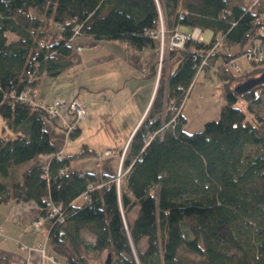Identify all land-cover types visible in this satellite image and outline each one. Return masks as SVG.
<instances>
[{
  "label": "trees",
  "instance_id": "obj_1",
  "mask_svg": "<svg viewBox=\"0 0 264 264\" xmlns=\"http://www.w3.org/2000/svg\"><path fill=\"white\" fill-rule=\"evenodd\" d=\"M257 13L245 0H0V116L14 133L0 136V204L34 203L43 217L47 203L61 207L63 221L44 226L55 263L100 262L106 251L109 264H264V62L239 76L227 68L262 39ZM161 25L167 36L181 27L212 35L163 55L118 185L115 173L72 171L79 154L57 159L54 121L17 95L71 65L83 39L149 49L137 67L156 78ZM199 70H213L223 104L186 133L182 105ZM42 155L45 165L12 172ZM0 264H10L2 253Z\"/></svg>",
  "mask_w": 264,
  "mask_h": 264
},
{
  "label": "rangeland",
  "instance_id": "obj_2",
  "mask_svg": "<svg viewBox=\"0 0 264 264\" xmlns=\"http://www.w3.org/2000/svg\"><path fill=\"white\" fill-rule=\"evenodd\" d=\"M245 1L251 5L254 0ZM180 29L178 30L184 31L183 33L192 31L186 27ZM162 35L163 54L161 56L159 49L156 78L145 77L142 69L137 67L139 60L145 61L148 58L149 49H144L140 54L127 49L126 45L118 42H93L90 39H83L81 44L77 45L83 50L75 52L71 65L60 74L56 76L43 74L35 78L37 82L33 87L35 91L33 92L30 87L27 96H31L32 102L29 103L33 107L40 108V105L49 113L50 111L56 113H50L52 117L46 113L54 121H51L52 123L48 121L46 129L53 137L58 149L61 150L56 156L79 154L70 160L69 169L94 174L115 173L114 181L116 185L119 184L124 175L121 170V160L130 139L128 136L130 131H133L132 127L137 121V125L139 124L149 107L152 98L140 118L153 85L155 92L161 59L166 56L169 49L167 44L171 35L167 36L164 28ZM211 35L210 31L202 32L205 41H209ZM160 36L161 33L159 38ZM237 51L238 48L232 50L233 53ZM227 68L234 75L239 76L253 67L245 57L239 56L232 60ZM238 82H234L232 86L234 87ZM219 86L220 82L213 70L197 72L182 105V115L186 119L183 130L186 133L199 132L205 122L218 118L220 106L223 104V98L218 90ZM75 99L85 109V115L82 118H79L77 113L69 108L70 103ZM77 125L79 130L76 133ZM70 132L74 136L70 137ZM0 136L14 137V133L7 128L1 116ZM82 147H85L89 153H86ZM120 148H123L122 153H118ZM49 158V155H42L30 165L25 163L12 168V172L14 171L17 176L23 169L32 165H45ZM9 212L10 208L7 204H0L1 218L3 213L7 216ZM37 220L36 216L29 224L30 230L26 233L33 234L40 243H35L34 246H32L33 243L21 245L19 251L36 250L40 255V264H59L52 260L47 247L48 233L44 227L46 221H43L41 227L36 229ZM82 237L86 240L93 239L87 232H82ZM106 256L107 252L104 251L100 255V262L90 261L88 264H105Z\"/></svg>",
  "mask_w": 264,
  "mask_h": 264
},
{
  "label": "crops",
  "instance_id": "obj_3",
  "mask_svg": "<svg viewBox=\"0 0 264 264\" xmlns=\"http://www.w3.org/2000/svg\"><path fill=\"white\" fill-rule=\"evenodd\" d=\"M138 53L142 54L141 52ZM138 62L140 63L141 60H139ZM139 63L137 65H139ZM142 72L145 77H150L147 75L145 71L142 70ZM153 92H154V85L152 86L149 97L145 103L144 110L140 114V118L145 112L149 104V101L152 98ZM140 118L138 120H140ZM137 122L134 125V127H132L133 128L132 130H134V128L136 127ZM131 132L132 131H130L128 139L131 136ZM120 149H118V153ZM62 154H63V150H62ZM32 162L33 161L28 162L29 165L32 164ZM7 205L10 208L9 214L6 216L3 213L2 218H1L2 215L0 214V253L8 257L10 264H40V255L38 251L36 250H30L28 252L19 251L20 250L19 246L21 245L33 243L32 246H34L35 243L37 244L40 243L37 239H35L33 234L29 235L26 233L27 231L30 230L29 224L37 216L38 213L37 207L35 206V204H29V203L13 204L12 202H9L7 203ZM8 220L10 221L8 222ZM8 223L11 224L8 225Z\"/></svg>",
  "mask_w": 264,
  "mask_h": 264
},
{
  "label": "built area",
  "instance_id": "obj_4",
  "mask_svg": "<svg viewBox=\"0 0 264 264\" xmlns=\"http://www.w3.org/2000/svg\"><path fill=\"white\" fill-rule=\"evenodd\" d=\"M257 4L258 6V13L255 17V24L259 26L263 37L262 39H254L252 41L247 42L246 44H244L242 46V48L240 49V56L245 57L248 61H250L251 63H262L264 62V0H254L253 3H251V6ZM161 33V36L159 38V34ZM156 35H154L155 38H157L159 40V49H160V54L162 56L163 54V28L161 26V30L159 31ZM77 33V30L76 32ZM188 39H193V40H202L203 36H202V32L199 29H193L190 33H183L181 31L178 30V28H175V30H173V32L171 33V36L169 38L168 41V48H175V49H181L185 43L186 40ZM77 51H81L83 48L81 46H77L76 47ZM204 64V62H203ZM28 89L26 88L23 91H21L18 95H17V99L21 102H32V99L27 96L28 95ZM33 92L35 91L34 88ZM79 101L77 99L72 100V102L69 105V108L72 109V111H75L77 113V116L80 118L84 117L85 115V109L83 108V106H81L79 103ZM39 107L41 108V106L39 105ZM42 110H44L49 116L52 117L51 114H56L50 111V113L41 108ZM55 116V115H54ZM57 159H62L61 154L56 156ZM63 170H60L59 173H62ZM83 199L86 198V195L83 194ZM47 217H43V216H37L38 220L35 223V228L39 229V227H41L43 221H48V220H54L55 218L57 219L56 222H62L63 221V216H61V207L58 205H53L51 203H47ZM42 253H44V251H42Z\"/></svg>",
  "mask_w": 264,
  "mask_h": 264
},
{
  "label": "water",
  "instance_id": "obj_5",
  "mask_svg": "<svg viewBox=\"0 0 264 264\" xmlns=\"http://www.w3.org/2000/svg\"><path fill=\"white\" fill-rule=\"evenodd\" d=\"M263 77H264V74L260 77V79H263ZM105 264H109V257L107 258Z\"/></svg>",
  "mask_w": 264,
  "mask_h": 264
}]
</instances>
